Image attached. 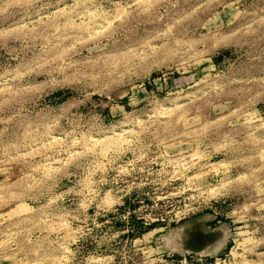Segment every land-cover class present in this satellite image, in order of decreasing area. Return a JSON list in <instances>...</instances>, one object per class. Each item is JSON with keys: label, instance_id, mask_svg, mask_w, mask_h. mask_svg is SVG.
<instances>
[{"label": "rangeland", "instance_id": "obj_1", "mask_svg": "<svg viewBox=\"0 0 264 264\" xmlns=\"http://www.w3.org/2000/svg\"><path fill=\"white\" fill-rule=\"evenodd\" d=\"M0 264H264V0H0Z\"/></svg>", "mask_w": 264, "mask_h": 264}, {"label": "bare ground", "instance_id": "obj_2", "mask_svg": "<svg viewBox=\"0 0 264 264\" xmlns=\"http://www.w3.org/2000/svg\"><path fill=\"white\" fill-rule=\"evenodd\" d=\"M192 222H194V220L193 221H191L190 223H192ZM184 225H186V224H184ZM183 226V225H182ZM184 227V229L186 228L185 226H183ZM183 227H181V228H183ZM188 227V226H187ZM189 227H190V225H189ZM188 227V228H189ZM178 229V228H177ZM181 232V231H180ZM176 233H179V230H178V232H176ZM182 233H183V229H182ZM184 233H186V231L184 232ZM179 234H181V233H179ZM224 236V235H223ZM224 238V237H223Z\"/></svg>", "mask_w": 264, "mask_h": 264}]
</instances>
